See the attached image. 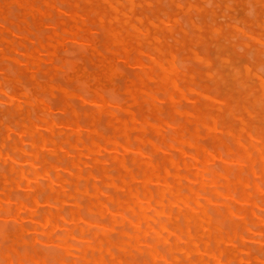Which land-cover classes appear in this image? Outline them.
<instances>
[{
	"label": "bare ground",
	"instance_id": "1",
	"mask_svg": "<svg viewBox=\"0 0 264 264\" xmlns=\"http://www.w3.org/2000/svg\"><path fill=\"white\" fill-rule=\"evenodd\" d=\"M151 1L154 2L149 10L152 17L145 16L144 21L141 9ZM151 1L4 0L0 3V264H264V217H261L264 214L261 213L264 208V130L260 124H255L258 128L252 124V119L264 110V72L261 74L263 70L258 68L261 64L264 66V49L259 44H249L250 37L264 44V37L247 27L251 32H247L249 37L245 36L248 39L243 43L235 41L236 37L225 27L236 30L234 21L237 20L233 21L232 17L235 24H231V20L222 24L215 16L220 8L231 9V4L225 0L214 1L212 6L211 1L206 2L211 7L202 3L205 0L196 3L184 0L185 4L182 0L184 5L180 0ZM164 1H167L166 7L183 8L186 17L180 18L184 14H179L178 19L175 15L178 10L164 9ZM58 2H64L66 7H59ZM8 3L20 11L16 17L10 13L14 20L9 18L12 8ZM254 4L252 12L261 5V10L256 8L260 26L264 0H254ZM193 10L201 17L205 13L209 15L206 20L211 15L212 22L207 23L205 19L196 22ZM251 11L248 15L254 18L256 14L252 15ZM185 18V23L197 31L192 33L185 25L195 41L219 36L214 38L213 44L208 43L209 47H214V56L219 62H213L215 58L211 64L208 55H199L201 50L197 48L198 54L187 48L192 59L205 63L201 64L202 69L203 65L209 68L201 72L207 83L199 87V82H194V71L186 70L187 62L179 63V56L172 49L176 43L186 47L192 38L179 22ZM176 32H181L182 37L176 38ZM99 37L104 39L103 47ZM232 37H235L233 41ZM242 37L239 38L244 40ZM234 41L243 45L236 46L239 52L245 51L241 50L244 46L245 49L252 47L250 53L254 59L241 61L243 54L238 55L237 48H233ZM69 43L80 51L81 57H75L89 60L93 71L85 69L86 62L85 66L80 65L82 59L79 63L77 58L75 61L64 52H58L60 48H68ZM131 48L135 50L133 56ZM59 53L64 56H58ZM210 55L212 59L214 56ZM118 61L133 65L135 77L130 67V76H127L132 75L133 80L118 79L123 72ZM198 61L190 64L196 66ZM214 63H219L220 67L214 69ZM12 67L17 76L25 74L31 82H25L24 75L21 85L25 82L31 86L26 84L27 89L20 86L18 77L11 75ZM41 72L43 77H49L48 82H40L44 80ZM58 74L78 82L80 87L84 85V92L61 87L58 79L55 84L52 78L59 77ZM116 77L120 84L125 80L123 86L119 85L123 89L118 88V91L124 90L129 101L121 102V98H125L121 93L119 101L108 95L109 91L115 93ZM219 80L223 85L229 84L227 88L232 85L225 90L220 86L222 93L213 97L206 88L210 82L218 85ZM148 81H155L157 85H153L154 82H151L153 86L148 85ZM150 86L161 87L159 93L163 97L158 96V87ZM40 90L48 95L60 92L62 113H59L63 118L52 114V104L60 102L58 96L53 97L56 101L50 104L40 96ZM74 99L87 106L83 109L86 117L83 122L78 120L80 114L73 106ZM181 100L193 106L190 109L186 105L187 110L182 103L187 119L195 125L193 138H185L188 135L183 134V126L178 125L187 120L176 122L177 118L172 120L169 114L168 120L160 117V107L165 106L162 101L172 106L170 114H174L179 112L177 109L181 107L177 105H181ZM134 103L144 107L149 104L154 120L149 121L142 109L134 113ZM234 108L249 113L247 116L240 113L239 119L236 117L237 127L234 120H230L235 118ZM12 112L16 118L13 122L10 120L12 124L5 123L4 117ZM255 112L258 115L253 114ZM163 114L165 117L164 111ZM229 115L232 116L227 120ZM101 120L109 133L101 131ZM257 120L260 118L255 122ZM263 120L264 117L260 122L264 124ZM252 126L259 129L262 133H256L261 135L249 131ZM198 127L209 135L205 139H211L212 150L208 149L211 146L205 148L199 144ZM147 130L156 141L146 136ZM223 135L227 136V139L224 136L225 143L230 137L231 146L235 145L234 148L229 144L235 152L234 156L226 154L231 158L224 156V150L222 153L217 149ZM255 162L260 165L258 171L255 170L258 166H253ZM216 164L221 172L215 169ZM6 216L13 219L14 228L12 223L9 227L4 224L2 217ZM225 221L228 228L222 227ZM257 228L259 230L255 231ZM250 240L255 247L247 244ZM43 243L48 249L56 248L54 252L61 250L60 254H53L50 249L40 253L39 246Z\"/></svg>",
	"mask_w": 264,
	"mask_h": 264
},
{
	"label": "rangeland",
	"instance_id": "2",
	"mask_svg": "<svg viewBox=\"0 0 264 264\" xmlns=\"http://www.w3.org/2000/svg\"><path fill=\"white\" fill-rule=\"evenodd\" d=\"M3 1H4V0H2L1 2L3 3ZM150 1H151V0H150ZM185 1H186V0H185ZM185 1L183 0L184 4H185ZM191 1L194 2V3H196L198 0H191ZM208 1H209V4H210V1H211V4H210V5L212 6L213 3H214V1H217V0H205V1L202 2V3H204L205 6H207V5H209V4H207L206 2H208ZM228 1H229V0H228ZM228 1L225 0V2H226L228 5L231 4V5H230V6H231V9H227V8H224V7H223L222 9H223L224 12H221L222 9L220 8V9H218V11H216V14H217V15H215V16H216V19H217L218 21H220L222 24H223V23L225 24V23H227V22H230L229 20H231V22H230L231 24H235V23H236V24H235V25L237 26L236 30H235V28H232V29H231V27H229V28H226V27H225V29H227L226 31H230V32L236 37V38H235V37H232V38H231L232 41H233V39L235 38L234 40L237 41V42H239V43H243V42H245V39H246V38L248 39V37H249V36L247 35V32H248V34H251V32H250L251 30H252V32H253V30H254V32L256 31V32L261 33V37H264V27H263V26H264V20H263V19H264V16H260V17H259V18H260L259 21L262 22V24H261L260 26L257 25V21H258V20H256V19H258V13H257V12H259L257 9L261 10V9H260L261 5H260V6L258 5L259 7H258V6L255 7V9H254L253 12H255L256 16H253L254 18H252V16H251L250 14L248 15V12L251 11V8H252V9L254 8V7H251L252 5L255 6V4H254V0H251V1H250V0H230V1H233L234 3H231L230 1H229V3H228ZM248 1L252 2V5H250L251 3H248ZM1 2H0V3H1ZM151 2H152V1H151ZM166 2H167V1H164L162 4H164V6H165V5H166ZM179 2L181 3L182 0H180ZM199 2H200V1H199ZM217 2H219V0H218ZM63 3H64V2H62L61 4H59V2H58L57 5H58L59 7H61V5L65 6ZM153 3H154V2H152L151 4H144V5H143L144 8L142 7L141 10H142L143 13H144V17L142 16V19H143L144 21H146L145 16H146V18H147V17H152V16H151V12H150V14H149V10H150V8L153 7V6H151V5H154ZM205 3H206V4H205ZM181 4H182V3H181ZM184 4H182V5H184ZM6 5H7V4H6ZM8 5H11V6H10V7L12 8L11 10H10V8H9ZM8 5H7V6H8V9L10 10L9 14L12 13V15H13V13H14L15 16H14V15H13V16L16 17V14H17L18 12H20V11H17L14 7H12V5H14V4H9V3H8ZM66 5H67V4H66ZM147 5H148V7H147ZM167 5H168V3H167ZM210 5H209V6H210ZM248 5H250V6H248ZM14 6H15V5H14ZM63 6H62V7H63ZM164 6H163L164 9H165V8L167 9V7H168V10H167V11H169L170 8H171L170 6H167V7H166V6L164 7ZM209 6H208V7H209ZM211 6H210V7H211ZM239 6H240V9H239ZM65 7H66V6H65ZM67 7H68V6H67ZM146 7H147V8H146ZM208 7H207V8H208ZM16 8H18V7L16 6ZM145 8H146V9H145ZM173 8L175 9V12L178 10V12H176L177 14L175 13L176 17L179 16V14H180V15L184 14V15L180 16V18H181V17L183 18V16L186 15V13L184 12L183 8L181 9V8H175V7H172L171 10H174ZM237 8H238V11H237ZM256 8H257V9H256ZM13 9H15V10H13ZM61 9H62V8H61ZM64 9H65V10H64ZM224 9L227 10L228 13H227ZM262 9H264V7H262ZM18 10H19V9H18ZM63 10L66 11V8L63 7ZM181 10H182L183 12H182ZM229 10H231V11L229 12ZM247 10H249V11H247ZM13 11H17V12H13ZM144 11H145V12H144ZM146 11H148V12H146ZM193 11H194V10H193ZM193 11H192V12H193ZM219 11H220V12H219ZM233 11H234V12H233ZM169 12H170V11H169ZM194 12H195V11H194ZM225 12H226L227 14H226ZM232 12H233L234 14H233ZM235 12H237V13L235 14ZM253 12L251 11L252 15H254ZM147 13H148L149 15H148ZM221 13H222V14L224 13L225 16H222ZM228 14L230 15V17H228V16H229ZM262 14H263V13H262ZM262 14H261V15H262ZM12 15L10 14L9 18L11 17V18L13 19V16H12ZM195 15H196L198 18L195 17ZM227 15H228V16H227ZM64 16H65V15H64ZM208 16H209V15H207V14L205 13V15L201 17V15H199L198 12H195V13L193 14L192 17H193V19H194L196 22L200 23L201 20L205 19V18L208 17ZM234 16H235V17H234ZM250 16H251V18H250ZM185 17H186V16H185ZM220 17H221V18L223 17L222 19H224V20H222ZM227 17H228V19H227ZM232 17H233V21H234V20H237V21H234L235 23L232 21V19H231ZM255 17H256V18H255ZM177 18L180 19L179 17H177ZM196 18H197V19H196ZM219 18H220V20H219ZM13 20H14V19H13ZM15 20H16V18H15ZM182 20H183V23H184V24L182 23ZM182 20H181V21L179 20V22H180V24H181L182 26H184L183 28H184V30H186L187 35L189 34V33H188L189 29H188V27H186L185 25H187V26H189V27L191 28V32H192V33H196V32H197V31L194 32V29H192V27L190 26V24H189L188 22L185 23V21H187L186 18H185V19H182ZM184 20H185V21H184ZM198 20H199V21H198ZM205 20H206V19H205ZM208 20H209V21H208ZM221 20H222V21H221ZM238 20H239V22H238ZM254 20H255V21H254ZM28 21H29V18H28ZM223 21H224V22H223ZM206 22H207V23H208V22H209V23L212 22V17H211V15H210L209 19L207 18ZM241 22H242V23H241ZM243 22H246V24L243 25ZM247 24H248V25H247ZM23 25H25V23H23ZM255 25H256V26H255ZM243 26H245V27H243ZM254 26H255V27H254ZM247 27L250 28V31H249V29H248ZM253 27H254V28H253ZM257 27H258V28H257ZM260 27H261V28H260ZM238 28H239V29H238ZM245 28H246V29H245ZM251 28H252V29H251ZM187 29H188V30H187ZM230 29H231V30H230ZM246 30H247V31H246ZM205 31H207L206 34H208L209 30L206 29ZM233 31L236 32V34L238 33V35H239V33L241 32V33H240V36H243L242 38H244V40L241 39V38H239L240 36H239V37L236 36V34H235ZM177 32H178V31H177ZM177 32H176V34H175L176 36H175V35H174V36H175L176 38L179 39V38L182 37V33H181V32L177 33ZM242 32H243V33H242ZM98 33H101V32L98 31ZM192 33H190L191 35H188V36H191L192 38L189 40V42H187L186 47H183V46L179 45L178 43H176L177 45H175V44H173L174 41L171 40V41H172V44H173L174 46H177V47H175V50H174V48H173L174 46L172 47V49H173V51H175V52L177 53L176 56H177V57L179 56V57H178L179 63H181L180 61H182V63H184V64H185L186 62H187V63L189 62L188 65H187V63L185 64V65H186L185 67H184V64H183V67H184L186 70H188V68H189V69H191V70L194 71V75H195V76H194V82H195V84H196L197 82H199V83L197 84V86L199 87V86H201L202 84L207 83V82H206V81H207L206 78H205L204 81H203V78H204L203 75H204V74L202 75L201 72H203V70H204V73H205L206 70H208L209 68H207V67H208L207 65H206V68H205V66H204L205 63H203V62L200 63V61H198L197 59H194V58L192 59V57H190L191 55H189V53H188L187 48H190L191 50H194V52L196 51V53H198V54H199V52H200L199 55H202L201 53L208 55V57H209V59H210V61H211V64H213V62H215V63H216L217 61L219 62V60L217 59V57L214 56V54H216V53L214 52V50H213L214 47L210 46V47H212V49H211V48L208 46V43H210V42L212 43V41L215 40V39H218L219 36L213 34V35H215V37L212 36V38H210V39L208 38L207 40H204V41H200V40L197 41V39H196V41H195L194 38H193ZM210 33H211V32H210ZM96 35H98V34H96ZM184 35H185V34H184ZM211 35H212V34H211ZM177 36H180V37H177ZM245 36H248V37L245 38ZM100 37L103 38V35H102V36L100 35ZM100 37H99V38H100ZM99 38H98V40H99V44L101 43L100 46L103 47L104 39H101V38L99 39ZM214 38H215V39H214ZM239 39H240V40H239ZM249 39H252L251 41H254V42H251L250 40H248V41H250L249 44H251V45H255V44L257 45V44H259V45L262 46V47H260L259 45H258V46H259L260 48L264 49V48H263V46H264L263 42H258V41H256L255 39L253 40V38H251V37H250ZM262 39L264 40V38H262ZM193 40H194V41H193ZM208 40H209V41H208ZM102 41H103V42H102ZM215 41H216V40H215ZM215 41H213V43H214ZM235 41L233 42V43H235V44H234L235 46H233L234 49L237 48V47H239V46H241V47L243 46V45H241V44H239V43H237V42H235ZM241 41H242V42H241ZM248 41H247V42H248ZM191 42H192V43H191ZM206 42H207V43H206ZM211 43H210V44H211ZM213 43H212V44H213ZM202 44H203V46H202ZM210 44H209V45H210ZM238 44H239V45H238ZM72 45H73V44L69 43V45H67V46H69L68 48H64L65 50H64L63 48H60V50H59L58 52L62 51L61 54L64 52V54H66L67 56H71L70 58L73 59V60H75V61H77V59H78L79 63L82 61V63H80L81 66H82V65L85 66V64L88 63V65L85 66V69L87 70V68H88V71H89V70L93 67L92 63H91L87 58H86V59H87L88 61H86L85 59L83 60L82 58H79V57H81V54H80V51L78 50V47H77V46L75 47V45L72 47ZM199 45H201V46L199 47ZM204 45H205V46H204ZM237 45H238V46H237ZM192 46H193V47H192ZM194 46H195V48H194ZM236 46H237V47H236ZM70 47H71V48H70ZM102 47H99V49H101ZM183 48H184V49H183ZM197 48H198L199 50H201V51H199ZM230 48H232V47H230ZM230 48H229V51H230ZM146 49H147V48H146ZM146 49H145V51H146ZM178 49H179V50H178ZM196 49H197V50H196ZM203 49L205 50L206 53H204V51H202ZM63 50H64V51H63ZM66 50H67V52H66ZM68 50H69V51H68ZM101 50H102V49H101ZM184 50H186V53L184 52ZM231 50H233V49H231ZM235 50H237L236 52L238 53V55L243 54L241 57L239 56L241 61L249 60V59L252 60V57H253V59H254V56L251 54V53L253 52L252 47H251L250 49H248V48L246 47V49H245V46H244L243 49H241V50H245L246 52H245V51H241V52H239V51H240L239 48H237V49H235ZM71 51H72V52L74 51V52L72 53V55H70V54H71ZM75 51H79V52H78V53L76 52L77 54H75ZM133 51L135 52L134 48H131V49H130V54H131L132 56H133V54H135V53H133ZM179 51L181 52V54H180ZM182 51H183V54H182ZM198 51H199V52H198ZM210 51H212V52L209 53ZM251 51H252V52H251ZM248 52H249V53H248ZM250 52H251V53H250ZM132 53H133V54H132ZM184 53H185V55H184ZM240 53H241V54H240ZM245 53L250 54V55H248L250 58H248V57H247V54H245ZM68 54H69V55H68ZM73 54H75V55H73ZM78 54H79V55H78ZM178 54H180V55H178ZM210 54H213L212 56H214V57H212V59L210 58V56H211ZM76 55L79 56V57H78V58L75 57ZM181 55H182V56H181ZM187 55H188V56H187ZM58 56H64V55H60V53H59ZM180 56H181V60L179 59ZM262 56H263V55H262ZM189 57H190L191 59H190ZM239 57L237 56V59H238V60H239ZM246 57H247V58H246ZM74 58H75V59H74ZM76 58H77V59H76ZM215 58H216V59H215ZM262 58L264 59V56H263ZM80 59H82V60L80 61ZM186 59H187V61H186ZM213 59H215V60L212 62ZM189 60H192V61H189ZM194 61H198V62H199V64L196 65V66H198V67H196L195 64H192V63L190 64V62H194ZM85 62H86V63H85ZM89 62H90V63H89ZM119 62H121L122 64L124 63L123 65H124L126 68H125V67L122 68L123 65H121V63H119ZM49 63H50V62H49ZM117 63H118V65L120 66V67H119V66H118V67L121 69V71H123V72H125V73L122 72V75L119 76V78L116 77L115 80H117V78H118L120 81H122V78H125L126 80H127V79H128V80H133V79H132V75L135 77V70H136V69L133 67V65H131V64L128 65L127 63H125V62H123V61H118ZM182 63H181V64H182ZM195 63H197V62H195ZM215 63H214V65H213L212 67H213L214 69H217V67L219 68V67H220V66H218L219 63H218V65H215ZM259 63H260V62H259ZM259 63H258V64H259ZM47 64H48V61H47ZM201 64H204L203 67H204L205 69H204V68L202 69V65H201ZM258 64H257V65H258ZM48 65L50 66V64H48ZM48 65H47V67H48ZM89 65H90L91 67H89ZM192 65H194V67H193ZM262 65H263V64H261V65L258 66V68H261V69L263 70L262 72H260L261 69H259V72H260L261 74L264 72V69H263L264 66L262 67ZM11 66H12V65H11ZM87 66H88V67H87ZM215 66H216V67H215ZM129 67H130V69H132V70H131L132 75H131L130 78L127 77V76H130V73L128 72ZM12 68H13V67H12ZM89 68H90V69H89ZM92 69H93V68H92ZM92 69H91V70H92ZM122 69H123V70H122ZM185 69H184V70H185ZM12 70H13V71H12ZM12 70H11V69L9 70L10 73H11V71H12L11 75H13V76H17V74H15L16 72H14V68H13ZM91 70H90V71H91ZM92 71H93V70H92ZM126 71H127V72H126ZM220 71H221V69H220ZM222 71H223V69H222ZM13 72H14V73H13ZM128 73H129V75H127ZM39 74H41V76L43 75L42 72L39 73ZM39 74H37V77H38L39 80H42V79L46 80V79H47L46 81H44V80L40 81L41 83H46V82H48V80H49V77H48V76H47V77H43V76H42V79H41V76H40ZM196 74H197L198 76H196ZM24 75H25V74H20V75H18L17 77H18V80H19V82H20L19 85L22 86L23 88L26 87V89H27V85H26V84L30 85L31 82H30V80L28 79V77L25 75L26 78H27V79H25V82H30V83H26V84H25V82H24V85H21V84H23V83H21V81H22V82L24 81V80H23L24 77L22 78L21 76H24ZM44 75H46V74H44ZM58 75H59V77H56V76H57V75H56V76H54V77H56V78H54V77L52 78V80L54 79L53 82H54L55 84H58V83H56L55 81H56L57 79L59 80V78L62 76L61 74H58ZM60 75H61V76H60ZM262 75H264V74H262ZM204 76H205V75H204ZM63 77H64V76H62V77L60 78V80H61V81L66 80L67 82L65 81L64 83H62L60 80H59V81L57 80V82H59V83H61V84L63 85V86H62V85L58 84L59 86H61V87H64V86H65V87H66L67 89H69V90H73V89H74L73 91L80 92V93H83V92H84V90H83L84 85H83L82 87H80V85H79L78 82L73 81L75 85L77 84V86L74 87L75 85L73 84L72 81H69V80L66 79L65 77H64V78H65V79H64ZM196 77H197L200 81H197L198 79H195ZM201 77H202V78H201ZM20 78H22V79H20ZM45 78H46V79H45ZM62 78H63V79H62ZM200 78H201V79H200ZM55 79H56V80H55ZM253 79H255V78H253ZM119 80H117L118 82H116V84L114 83V85H115L114 92L117 93V94L113 93V91H111V92L109 91V94H108V95L112 96L113 98H115V99H117V100L119 101L120 97H122V96L119 97V95H120V93H121V94L125 97V98H123V100H122V98H121V102H122V101H126V100L128 99V97L125 96L126 93L124 92V90H122V91H118V88H119V90H120V89H123V88L119 87V85H120V86H123V85H121V84H123L124 81H125V80L123 79L124 81L121 82V84H120V83H119ZM134 80H135V79H134ZM70 82H71L72 84H69ZM151 82H154L153 85H157V84H155V83H156L155 81H148L147 84H148V85H152ZM66 83H67V84H66ZM118 83H119V84H118ZM149 83H150V84H149ZM212 83H213V85L211 84V82L208 84V87L206 88V90H207L208 94H210V95L212 94L213 97L218 96L219 93H222V92H220L222 89H224V90H225V89H228V88L230 89V86L232 85V84L230 83L231 85L227 88V86H228L229 84H227V85H223V84H221V80H219L218 82H216V84L218 83V85H215L214 82H212ZM65 84H66V85H65ZM210 84H211L212 87L215 89V91L212 89V87H211L210 89H211L213 92H212V91H211V92L208 91V90H210V89H209V87L211 86ZM71 85H73V86H71ZM78 85H79V88H80L79 91H77ZM153 85H152V86H153ZM209 85H210V86H209ZM214 85H215V86H214ZM24 86H25V87H24ZM30 86H31V85H30ZM69 86H70V87H69ZM152 86H150V87H152ZM203 86H204V85H203ZM220 86H221L222 89L220 88ZM28 87H29V86H28ZM65 87H64V88H65ZM157 87H158V89H159L158 93H159V92L161 93V92H162V88H161V87H159V86H154V87H152V88H157ZM224 87H225V88H224ZM75 88H76V89H75ZM218 88H219L220 90H219ZM29 89H30V88H29ZM160 89H161V90H160ZM80 90H83V91H80ZM224 90H223V92H224ZM41 92L44 93V94H41ZM226 92H229V91L226 90ZM39 93H40V96L42 95V97H43L44 99H46V100H45L46 102L50 101V102H49L50 104H52L54 101H56L53 97L57 98L56 96H58L57 100L60 101V102H59L60 104L57 103V102H56L57 106H56L55 103L52 104V108L54 107V108L52 109V114H53V115L55 114L54 116H57L58 118H63V114H60V113H62V112H61V106H60V105H61L60 92L57 91V93H56L57 95H56L55 93H54V94H51V95H53V96H51L50 94L48 95L47 93H45V91H41V90L39 91ZM160 93H159L158 96H161V95H162V94H160ZM224 93H225V92H224ZM45 94H46V95H45ZM111 94H112V95H111ZM118 94H119V95H118ZM124 94H125V95H124ZM47 95H48V96H47ZM212 95H211V96H212ZM116 96H117V97H116ZM194 96H195V95H193V97H194ZM45 97H46V98H45ZM51 97H52L53 99H52ZM118 97H119V99H118ZM162 97H163V95H162ZM162 97H161V98H162ZM49 98H50V100H49ZM52 100H54V101H52ZM74 101H75V102H74ZM76 101H77V102H76ZM127 101H129V100H127ZM73 102H74V103H73V104H74L73 106L76 108V111L78 112V114H80L79 117H78V120H79V121L81 120V122H83V119L86 120V117H84V114H83V109L86 108L87 106L85 107L84 105H81V104H82V103H80L81 101L79 102L77 99H74ZM185 102H186V103H185ZM78 103H79V104H78ZM161 103H163L165 106L163 107L164 109H162V108H161L162 106L160 107V105H159V107H160L159 113L162 114V115H164V114H163V111H164L166 116H165V117L162 116V115L160 116V114H159V116H160L161 118H163V119H167V120H168V119H169V118H168V114H169L170 119H172V120H173V119L176 120L175 118H177L176 122H178V120H180V121H181V120H183V121L187 120V122L185 121L186 123L184 122V123L182 124V121H181V122L178 123V125H179V126H180V125L183 126V127H182V132H183V134H187V135H188V136L185 137V138H189V136H190V138H193V137H194L193 134H194V127H195V125H194V123H192L189 119H187L188 116L186 115V113H184L185 109L188 110V108H190V109L193 108L192 103H191V102L188 103V101L181 100V102H180L181 105H177V108H179V106L182 108V107H183L182 103H183V104H185V105H184V106H185V109H184V107H183V109L179 108V109H181V110H183V111L177 109L179 112L174 113V114H177L178 117L180 116L179 118H178V117H175L174 114H170V111H171L170 106H171V105H168V103H167L166 101H162ZM136 104H137V103L132 104V105L134 106L133 109H135V110H133V111H136V112H134V113H139V111L142 109L141 111H143L144 114H146V116H148L149 121H153V120H154V117L152 116V114H150L151 111H150V105H149V104H147L148 106L146 105V103L144 104V105H146L147 107H146V106L144 107V106H142V105H138V104H137V106H136ZM53 105H55V106H53ZM132 105L130 106V108L133 107ZM186 105H188V106H187L188 108L186 107ZM59 106H60V107H59ZM189 106H190V107H189ZM171 107H172V106H171ZM191 107H192V108H191ZM1 108H2V107H0V112H1ZM88 108L90 109V107H88ZM148 108H149V109H148ZM146 109L149 110L150 112L147 111ZM166 109H168V110H166ZM257 109H258V107H257ZM257 109H256V110H257ZM260 109H261V106H260ZM260 109H259V110H260ZM56 110H57V111H56ZM59 110H60V111H59ZM81 110H82V111H81ZM234 110H235V111H233V115H235V118H234V117H233L234 119H233V118H230V120L232 119L231 122H233V120H234V122L236 123V122L238 121V120L236 119V117L238 116V119H239V117L241 116V114L244 115V116L249 115L248 112H247V114H245V112L242 113L243 110H239V109H237V108H234ZM238 110H239V111H238ZM259 110H257L258 113L260 112ZM261 110H262V109H261ZM244 111H246V110H244ZM251 111H252V109H251ZM59 112H60V113H59ZM146 112H148L149 115H148ZM161 112H162V113H161ZM234 112H235V114H234ZM236 112H237V113H236ZM1 113H2V112H1ZM1 113H0V115H1ZM58 113H59V114H58ZM240 113H241V114H240ZM12 114H13V115H12ZM12 114H11V113H7V115H9V116H5V117H4L5 123H7V124H12L13 120L16 118V114H14V112H12ZM179 114H180V115H179ZM253 114H257V113L255 112V113H253ZM263 114H264V110H263L262 112H260L259 115L257 114L258 116H255L256 119L259 117L260 120H262V118L264 117ZM60 115H61V116H60ZM172 115H174V116H172ZM10 116H12L13 118H12V117L10 118ZM80 116H81V119H80ZM150 116H151V117H150ZM182 116H185V117H184L185 119H184V118H183V119H180ZM231 116H232V115H231ZM231 116H230V115H229V116H226V117H227L226 119L228 120V118L231 117ZM7 117H8V118H7ZM57 117H56V118H57ZM255 117H254V118H255ZM235 119H236V120H235ZM256 119H252V120L254 121V122H252V124L254 123V124H253L254 126H256L255 124H257V126H258V124H260L261 126L259 125V127H260V128H263V130H264V127H262L263 122H260V120H259V121L257 120L258 122H255ZM7 120H9V123L7 122ZM10 120H12V122H11ZM230 120H229V121H230ZM101 121H102V122H101ZM101 121H100V123H99V126H100V129L102 128V129L104 130V131H103V130L101 129V131H102L104 134L109 133L108 127H107L105 124H104V125L102 124V123H104L103 120H101ZM229 121H228V122H229ZM263 121H264V120H263ZM176 122H175V124H176ZM235 123H234V125H235ZM187 124H188V125H187ZM185 125H186V127H185L186 129H184V126H185ZM237 125H238V123H236L235 126L237 127ZM103 126H106L107 128H106V127L103 128ZM189 126H190V127H189ZM235 126H233V127L235 128ZM257 126H256V127H257ZM263 126H264V124H263ZM256 127H255V129H256ZM105 128H106V129H105ZM200 128H202V127H198L197 135H196L197 140H198V138L201 140V142H199V144L203 145L205 148H207L206 146H211V147H208V149H209V150H212L211 148H213V144H212L211 139H210V140H209V139H207V140L205 139L206 136L208 137L209 135L206 134V132H205V130H204L203 128L201 129V130H203V131H201ZM252 128H253V126H252ZM252 128H251V130H249V131H251L253 134H260V133H262L261 131H258L259 129H258V130H255V129L253 128V129H254V130H253ZM257 128H258V127H257ZM183 129H184V130H183ZM190 129H191L192 131H191ZM168 130H169V132L171 133L172 130H171V129H168ZM189 130H190L192 133H191ZM147 131H149V130H147ZM257 131L260 132V133H256ZM150 132H151V131L146 132V136H148V138H150V139L156 141L157 138H156L155 136L152 135V132H151V133H150ZM188 132H189V133H188ZM200 133H202L204 136H202V134H200ZM246 133H247V131H246ZM246 133H244V134H246ZM263 133H264V132H263ZM133 134H135V133L132 132V135H133ZM166 135H167V134H166ZM168 135H169V133H168ZM260 135H261V134H260ZM262 135H263V134H262ZM191 136H193V137H191ZM224 136H225V135L222 136V137H223V138H222L223 142H224L225 139H227V136H225V139H224ZM244 136H245V135H244ZM263 137H264V135H263ZM118 138L121 139V137H118ZM209 138H210V137H209ZM203 139H204V140H203ZM261 139L263 140V138H261ZM200 140H198V141H200ZM157 141H158V140H157ZM205 141H206V144H205V145L202 144V142L204 143ZM223 142H221V143L218 145L219 148H217V149L220 150L221 152L224 150V151H223V152H225V155H224V156H226V154H229V153H230V154L227 155V156H230L232 153H233V155H231V156H234V153H235V152L232 151V150L235 148V145L233 146V144H232V146H233L234 148H231V147H232V146H231V143L233 142V140H232L230 137H228V141H226V143H225V142L223 143ZM228 142H229V143H228ZM210 143H211V144H210ZM208 144H209V145H208ZM229 144H230L231 147H229ZM147 145H148V144H147ZM220 145H221V147H222V146H223V147L221 148ZM225 145H226V146H225ZM226 148H227V150H226ZM147 149H149L148 146H147ZM235 151H236V149H235ZM223 152H222V153H223ZM236 155H237V154H236ZM227 156H226V157H227ZM227 158H231V157H227ZM235 158H236V157H235ZM255 164H256V165H255ZM216 165H217L218 168L215 166V169H217V171H220V172H221V171H222L221 167L218 166V164H216ZM219 165H220V163H219ZM221 165H222V164H221ZM254 165H255V167L258 166V168H259V169H258V168H255V167H254L255 170H257V171L260 170V165H259V163L255 162V163L253 164V166H254ZM222 166H223V165H222ZM219 167H220V168H219ZM245 168H246V167H245ZM245 170H246V169H245ZM247 170H249V167L247 168ZM247 172H249V171H247ZM247 172H245V173L247 174ZM259 172H260V171H259ZM248 174L250 175V177H252V174H250V173H248ZM262 179H263L262 181L264 182V176L262 177ZM262 181H261V182H262ZM263 186H264V183H263ZM17 193L19 194L20 192L18 191ZM24 193H25V192H24ZM24 193H23V194H24ZM20 194H22V192H21ZM263 209H264V208H262V211H261V209H260L261 213L264 212ZM261 213H260V215H261ZM263 215H264V214H262L261 217H264ZM212 216L215 217V215H212ZM3 219H5V220H4V221H5L4 224H5L6 226L9 227V225L12 223V228H14V227H13V224H14L13 219L10 220V218L7 217V216H6V218L2 217V221H3ZM6 219H7V221H6ZM8 220H9V221H8ZM10 221H13V222H10ZM226 222H227V221H225V223H226ZM2 223H3V222H2ZM9 223H10V224H9ZM225 223L223 224L222 227H225V228L227 227V228H228L227 223H226V224H225ZM224 225H225V226H224ZM14 226H15V224H14ZM12 228H11V226H10V229H12ZM225 228H223V229H225ZM226 230H227V229H226ZM257 230H259V228L255 229V231H257ZM113 236L115 237V235H113ZM114 237H113V238H114ZM6 243H7V242H6ZM6 243H5V244H6ZM75 244H79V243H78V242H75ZM80 244H81V243H80ZM247 244H249L251 247H255V246H256V245L254 244V242H252L251 240L248 241ZM46 246H47V247H46ZM39 247H40L39 251H41L40 253H44V252L46 253L47 251H49V249L51 250V253H53V252H54L53 250H56V248H54V247H52V246H50L49 249H48V245H47L46 243L41 244V246H39ZM51 248H52V249H51ZM143 248H144V247H143ZM20 250H21V248H20ZM57 250H59V249H57ZM52 251H53V252H52ZM59 251L61 252V250H59ZM59 251H58V252H54L53 254H55V253H56V254H58V253L60 254ZM136 256H137V255H136ZM137 260H138V261H139V260L141 261V258H140V259L137 258Z\"/></svg>",
	"mask_w": 264,
	"mask_h": 264
}]
</instances>
